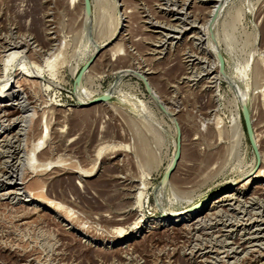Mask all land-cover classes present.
<instances>
[{"label": "rangeland", "instance_id": "374dc122", "mask_svg": "<svg viewBox=\"0 0 264 264\" xmlns=\"http://www.w3.org/2000/svg\"><path fill=\"white\" fill-rule=\"evenodd\" d=\"M67 1L0 0V71L11 51L27 68L56 56L39 78L15 77L24 113L19 100L0 99V264H264V182L104 247L139 214L161 218L264 168V0H90L89 17ZM246 62L256 169L246 102L235 108ZM105 92L107 102L78 104ZM21 114L31 116L25 130ZM40 130L38 162L59 161L44 169L26 164ZM178 132L180 159L165 182ZM75 171L87 176L79 182Z\"/></svg>", "mask_w": 264, "mask_h": 264}, {"label": "bare ground", "instance_id": "6f19581e", "mask_svg": "<svg viewBox=\"0 0 264 264\" xmlns=\"http://www.w3.org/2000/svg\"><path fill=\"white\" fill-rule=\"evenodd\" d=\"M67 1V0H66ZM74 1V2H73ZM76 1H78V3L80 4V7H81V9H82V4H83V1L82 0H76ZM68 2V1H67ZM69 2L71 3V2H73L74 4H76L75 3V0H69ZM69 2H68V6H71V4H69ZM219 2V1H218ZM222 3V2H221ZM216 4V3H215ZM213 5V4H212ZM211 5V6H212ZM216 6V5H215ZM223 6H224V3H223ZM84 7V6H83ZM221 7H222V4H221ZM84 9V8H83ZM213 9V8H212ZM211 9V10H212ZM219 9V8H218ZM210 10V11H211ZM221 10V9H220ZM223 10V9H222ZM84 11V10H83ZM213 11H217V10H215V9H213ZM212 11V12H213ZM221 12V11H220ZM219 13V12H218ZM84 14L86 15V16H88L89 17V14H90V12H89V14H86L85 12H84ZM209 14H210V12H209ZM221 14V13H220ZM214 15H215V13H214ZM213 16V15H212ZM216 16H218V15H215V17ZM196 18V17H195ZM213 18V17H212ZM217 18H219V17H217ZM210 19V18H209ZM209 19H207V20H209ZM214 20L216 21L217 19L216 18H214L213 19V21H211L212 23H214ZM219 20V19H218ZM212 23H210V24H212ZM210 26H213V25H210ZM209 26V29H211V30H213L211 27ZM215 26V25H214ZM208 28V27H207ZM211 30L209 31V33L211 32ZM207 31V30H206ZM207 33V32H206ZM206 36V35H205ZM201 39V38H200ZM209 42V41H208ZM207 42V43H208ZM209 44V43H208ZM207 44V45H208ZM104 45V44H103ZM208 46H210V44L208 45ZM4 47V46H3ZM9 47V46H8ZM101 47V46H100ZM211 47V46H210ZM212 48V47H211ZM210 48V49H211ZM98 49V48H97ZM159 49V48H158ZM212 49H214V48H212ZM15 50V49H14ZM44 51V50H43ZM18 52H20L19 50H18ZM208 52V51H207ZM213 52V51H212ZM214 54H213V56L215 55L217 58H218V56L220 55V54H218L216 51H215V49H214ZM47 54H49L48 52H47ZM45 55V54H44ZM53 55V54H52ZM47 56V55H46ZM49 56H51L50 54H49ZM20 57L21 56H19V54L17 53V52H15V51H11V52H9L8 54H6V56H5V58L1 61L2 63V69H1V71H0V99H3V98H6V99H8V100H13L14 98L16 99V100H19L20 102L18 103V105H19V107L18 108H20L21 110H20V113H24L23 112V109L24 108H26V104H24V101H21L22 99L21 98H19V89H18V78H17V80L15 79V77H18V76H24L23 78H39L40 76H41V72H42V70L44 69V68H47V69H49V70H51L50 68H52V66H53V63H54V61H55V59H56V56L55 57H53L52 59H50V58H48V57H46V59L44 60L43 59V63L42 64H37V65H39V66H37V65H34V64H31L30 62V64H29V67L27 68V67H25L26 66V64L25 63H23V62H21L20 61ZM24 57V56H23ZM45 57V56H44ZM43 57V58H44ZM217 58H216V60H215V58H213L214 60H212L213 61V63L215 64V62L214 61H216V62H219V61H217ZM20 61V62H19ZM246 61V60H245ZM248 61V60H247ZM41 62H42V60H41ZM250 62V61H249ZM35 63V62H34ZM212 62H211V64H213ZM213 64V65H214ZM217 64V63H216ZM218 65V64H217ZM216 65V66H217ZM248 62H246V64L244 65V66H242L241 68H240V70H238L237 69V71L235 72V74L237 75V78L238 79H241L242 81H243V84H244V90H242V89H239V88H237L236 89V87H235V89H236V98H235V108L238 110V107H239V105L238 104H240L239 103V101L241 102V100H243V101H245L246 103V106L244 105V104H241L240 105V113H241V108H243V107H245L247 110H248V106H249V99H251V94H252V89L250 88V86H249V81H248ZM215 66V65H214ZM211 68H213V67H211ZM215 68V67H214ZM219 69V68H218ZM218 69H215V70H218ZM220 70V69H219ZM216 73V72H215ZM217 74V73H216ZM234 74V73H233ZM215 75V74H214ZM218 78H220L221 77V75H220V77L219 76H217ZM232 77V76H231ZM230 78V77H229ZM235 78H236V76H235ZM231 80V79H230ZM36 83V82H35ZM79 83V82H78ZM251 85V84H250ZM28 88V87H27ZM261 90V89H260ZM102 94V93H101ZM110 94V93H109ZM102 95H105V96H108L109 98H110V96L108 95V93H103ZM98 96H100V95H98ZM97 96V97H98ZM97 97H94V98H91L90 100H87V99H80V97H79V101H78V104H79V106H84V105H86V104H88V102L89 101H91V100H93V99H95V98H97ZM26 101V100H25ZM26 103V102H25ZM13 104V103H12ZM251 105H252V103H251ZM252 107V106H251ZM250 107V108H251ZM32 108V107H31ZM30 109V108H29ZM33 110V109H32ZM33 112V111H32ZM47 112V111H46ZM207 112V111H206ZM238 113H239V111H238ZM19 114V113H18ZM32 113H30V115H31ZM34 114V113H33ZM29 115V114H28ZM238 115V114H237ZM237 115H236V117H237ZM33 116V115H32ZM213 116V115H212ZM10 117V116H9ZM28 117H30L31 118V116H27V114L26 115H24V114H21V115H19L18 116V118H16V121H17V123H20L21 125L20 126H22V128L24 129V127L26 126V124H28L27 126H29L30 125V121H31V119L30 118H28ZM217 117V116H216ZM33 118V117H32ZM14 119V118H13ZM215 119V123L216 124H219V119L218 118H214ZM213 119V120H214ZM216 119H218V120H216ZM236 119V118H235ZM235 119H233V122H234V124L236 125L237 124V121H234ZM237 119H238V117H237ZM236 119V120H237ZM250 119H252L251 117H250ZM12 119H10V121H11ZM205 120V119H204ZM209 119L207 118V121H208ZM206 121V120H205ZM211 121V119L208 121V122H210ZM253 121V120H252ZM14 122V121H13ZM239 122V121H238ZM206 124H207V122H205ZM14 124H15V122H14ZM211 124H212V122H211ZM213 124H214V121H213ZM46 125V124H45ZM208 125H210V124H208ZM19 126V125H18ZM40 126V125H39ZM207 126V125H206ZM209 127V126H208ZM218 127V126H217ZM26 128V127H25ZM42 128V127H41ZM44 128V127H43ZM213 128V127H212ZM27 129V128H26ZM38 129V128H37ZM210 129V128H209ZM22 130V129H21ZM25 130V129H24ZM30 131V130H29ZM44 130H40V134L38 135V139L36 138V142H33L34 144L32 145V147L31 148H29V150H28V152H27V156L29 155V157H28V162L26 163V164H28V166L29 167H33V168H49V166L51 167V166H53L55 163H57V162H59V161H43V162H38V160H37V157L35 156V153H36V150L38 149V147H39V144L42 142V140H43V138H44V132H43ZM25 132V131H24ZM55 132V131H54ZM28 133V132H27ZM60 133V132H59ZM20 134V133H19ZM17 135V134H16ZM23 136H24V134H23ZM10 137V136H9ZM251 137H252V140H253V142L255 143V141H254V138H253V134H251ZM23 138V137H22ZM22 140H24V138L22 139ZM1 141V140H0ZM26 143V142H25ZM256 144V143H255ZM23 145H24V143H23ZM30 145V146H31ZM25 146V145H24ZM23 146V147H24ZM29 146V145H28ZM25 148V147H24ZM27 148V149H28ZM100 152V151H99ZM29 153V154H28ZM5 154V153H4ZM24 154V153H23ZM261 154H262V152H261ZM20 156V155H19ZM174 156H175V154H174ZM260 156H262V155H260ZM26 158V157H25ZM263 158H264V156H263ZM173 159H174V157H173ZM173 159H172V161H173ZM24 161V160H23ZM25 161H27V159L25 160ZM264 161V160H263ZM63 162V161H62ZM262 162V161H261ZM73 163V162H72ZM25 164V163H24ZM262 164V163H261ZM60 165H61V163H60ZM63 165V164H62ZM171 165H172V162H171V164H170V166L169 167H171ZM263 165H264V162H263ZM27 166V165H26ZM70 167V166H69ZM169 167L165 170V172L169 169ZM261 167H263V166H261ZM27 168V167H26ZM72 168V167H71ZM260 168V167H259ZM28 169V168H27ZM73 169V168H72ZM264 169V168H263ZM262 168L261 169H259L258 171H256L254 174H248V175H246V180L244 181V183H242L241 185H239L238 183L239 182H237V181H232L233 183H228V184H226L225 186H223V187H221V188H219V189H216V190H214V191H212V192H210V193H208V194H206V195H204L203 196V198H201L199 201H197V202H195V204H193V205H190V206H187V207H185V208H183V209H181V210H178V211H172V212H170V214L169 215H165V216H163V217H161V218H157V217H155V216H151V217H144V216H139V215H141V214H139L138 216H137V218L136 217H134V218H136V220L133 222V224H131V227H126V229H127V231H126V233L123 235V236H119V238H116V239H109L107 242H105L106 244H107V246H106V244H105V248H113V247H118V246H123V245H125L126 243L128 244V242H132L133 240H135L134 238H136V237H139V236H142V234L143 233H145V232H148L149 231V229H158V228H165V227H171V226H175V225H177V224H182V223H184V222H188L189 220H192L193 218H195V217H198L199 215H201V213H203L205 210H207V209H209V207L211 206V205H215V204H220V203H222V202H224V201H227V200H231V199H233V197H232V195H233V192H235L236 194H238V193H243L244 191H246V189L248 188V187H250L251 188V186H253V185H257V184H261L262 182H264V170H263ZM31 170V169H30ZM34 170V169H33ZM88 170V169H87ZM250 171V170H249ZM249 171H247V173L249 172ZM34 172V171H33ZM37 172H38V170H37ZM86 172L87 171H78V172H74V173H77L76 174V176H77V178H78V180H79V182H80V180H82V178H84V177H86L87 176V174H86ZM165 172H164V174H165ZM254 172V171H253ZM40 173V172H39ZM38 173V174H39ZM43 173V172H42ZM90 173V172H89ZM251 173V172H250ZM23 176V175H22ZM165 180V182L168 180L167 178H166V176H164L163 177V179H162V181H164ZM36 181V180H35ZM31 185V184H30ZM132 186H133V184H132ZM142 186H144V184L142 185ZM130 187V186H129ZM140 188V187H139ZM141 189V188H140ZM29 190V189H28ZM138 190V189H137ZM25 193H27V192H25ZM31 193V192H30ZM141 192H139L138 194H139V197H137L138 199L139 198H141V195L142 194H140ZM6 194V193H5ZM38 194H39V192H38ZM29 195V194H28ZM41 195H37V194H35L34 196H33V198H32V200L33 201H36V202H39V203H41L42 205H45L48 209H49V211H51V212H54V211H56V209H57V205H56V209H55V207H53L52 205L54 204H48V203H46L45 204V201L48 199H44V198H41L40 197ZM138 196V195H137ZM136 198V197H135ZM136 198V199H137ZM138 201V200H137ZM137 201H136V204H137ZM47 202V201H46ZM250 203V202H249ZM237 204V203H236ZM52 206V207H51ZM61 207V206H60ZM212 207V206H211ZM47 209V210H48ZM63 209V208H62ZM65 210V209H64ZM53 214V213H52ZM56 214V213H55ZM136 215V214H135ZM143 215V214H142ZM72 217V216H71ZM63 218V217H62ZM65 219V218H64ZM63 219V220H64ZM68 218L66 217V219L65 220H67ZM154 219V220H153ZM68 221V220H67ZM155 221V222H154ZM66 222V221H65ZM121 222V221H120ZM120 222H119V224H120ZM124 223V222H123ZM127 223H129L128 221H127ZM131 223V222H130ZM122 224V223H121ZM129 225V224H128ZM66 226V225H65ZM114 229V228H113ZM118 229V232H121V230H120V228H117ZM117 229H115V230H117ZM222 230V229H221ZM115 232V231H114ZM84 240V239H83ZM104 242V241H103ZM100 245V244H99ZM101 245H102V243H101ZM101 250V249H100Z\"/></svg>", "mask_w": 264, "mask_h": 264}, {"label": "water", "instance_id": "95a60500", "mask_svg": "<svg viewBox=\"0 0 264 264\" xmlns=\"http://www.w3.org/2000/svg\"><path fill=\"white\" fill-rule=\"evenodd\" d=\"M83 6H84V12L86 14H89L90 12V0H83ZM94 60V56H92L78 71L77 75L75 76L74 79V83L77 84L81 77L83 72H85L88 67L91 65V63ZM218 61H219V66L220 69L222 70L223 68V59L222 56L219 55L218 56ZM109 100L108 96L105 95H100L97 98L91 100L88 102V104L81 106V107H89L95 104H100V103H104L107 102ZM241 117H242V121H243V125H244V129L248 138V142L250 145V148L253 152V155L255 157V169L259 166L260 163V156H259V152H258V147L256 146V144L253 142L251 134H252V127H251V121H250V115L248 110L243 107L241 108ZM180 151H181V146H180V136H179V132L177 133V137H176V148H175V156L174 159L172 161V165L171 167H169V169L165 172V174L163 175L166 176V178L168 179L171 175V173L173 172V170L175 169L176 165L178 164V161L180 159Z\"/></svg>", "mask_w": 264, "mask_h": 264}]
</instances>
